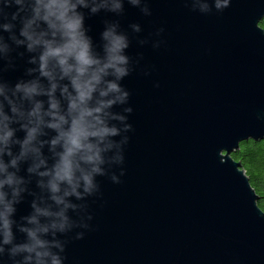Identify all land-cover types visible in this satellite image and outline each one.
<instances>
[{"label":"water","instance_id":"obj_1","mask_svg":"<svg viewBox=\"0 0 264 264\" xmlns=\"http://www.w3.org/2000/svg\"><path fill=\"white\" fill-rule=\"evenodd\" d=\"M198 2L211 11L193 9V0L84 10L97 51L106 22L128 38L129 74L119 83L129 95L113 111L131 130L122 133V163L105 164L97 190L70 200L80 206L70 220L88 227L59 237L64 264H264V212L231 158L241 143L264 141V0H229L222 10ZM25 67L17 59L4 80L26 78ZM31 199L14 219L29 214Z\"/></svg>","mask_w":264,"mask_h":264},{"label":"clouds","instance_id":"obj_2","mask_svg":"<svg viewBox=\"0 0 264 264\" xmlns=\"http://www.w3.org/2000/svg\"><path fill=\"white\" fill-rule=\"evenodd\" d=\"M130 3L140 6V0ZM228 6L229 0H212L217 10ZM192 7L211 11L198 0ZM122 9V0H0V261L64 264L66 241L59 237L88 227L85 219L67 215L80 207L71 198L91 195L96 177L107 174L104 165L122 163V133L131 125L113 108L129 95L119 83L129 74L128 38L118 23L106 22L97 51L84 11ZM141 11L149 14L147 7ZM17 59L27 65L26 78L13 84L2 74L14 70ZM110 179L119 182L115 175ZM25 196L32 198L31 211L14 219Z\"/></svg>","mask_w":264,"mask_h":264},{"label":"trees","instance_id":"obj_3","mask_svg":"<svg viewBox=\"0 0 264 264\" xmlns=\"http://www.w3.org/2000/svg\"><path fill=\"white\" fill-rule=\"evenodd\" d=\"M259 26L264 30V18ZM231 158L240 163L249 179L250 185L258 196V207L264 212V141H247L240 144Z\"/></svg>","mask_w":264,"mask_h":264}]
</instances>
